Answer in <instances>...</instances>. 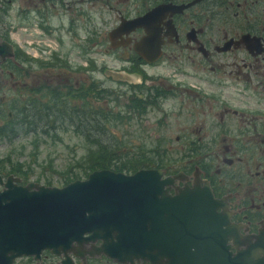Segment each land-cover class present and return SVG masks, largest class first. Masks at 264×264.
I'll return each instance as SVG.
<instances>
[{"label":"flooded vegetation","instance_id":"flooded-vegetation-1","mask_svg":"<svg viewBox=\"0 0 264 264\" xmlns=\"http://www.w3.org/2000/svg\"><path fill=\"white\" fill-rule=\"evenodd\" d=\"M117 2L118 0H0V124L5 121V111L6 115L11 116L17 107L28 104L31 92L52 86L47 82L38 83L39 80L35 76L37 69L53 74L52 58H41L45 64L37 66L34 73L30 72L32 70L29 66L23 65L28 56H33L30 55L27 48L29 45L21 38V34L28 35L31 31L37 32L38 36L47 40L53 38L58 43H64L65 34L67 37L71 34L78 38L81 29L96 30L97 38L94 42L102 45L103 39H107L109 45L106 51H120L119 55L125 63L117 67L119 70L133 72L136 78L141 77L142 73L146 85L158 82L157 84L171 92L181 91L191 94L192 97L199 96L200 99H204L202 94H206L208 101L216 100L215 93L220 90L207 89L202 80L210 81L211 73L225 74L224 80L228 86L244 102H234L232 99L231 102L224 101L222 111H216L218 117L211 119L213 124L202 125L198 128L200 133L195 137L187 133L176 135L178 140L186 136V139L192 142H208L207 153L212 152V144L222 142L218 156L223 163L215 170L213 162H208L207 165L195 163L189 168L180 167L174 172L166 168L165 175H181L176 176L171 185L170 191L173 193L176 191V185H194L198 180L203 184L204 180H207L215 195L229 204L232 219L241 223L242 235L261 233L264 228V105L252 103L251 100L254 97L264 98V30L261 23L247 21V0H144V9L132 14L118 8ZM171 3L181 6V10L174 13L160 11L149 18L151 21L148 19L145 25L131 28L127 34L125 30H119V27L130 23L122 20V17L130 19L154 6ZM221 8L225 12L228 11V16L224 21L216 23V14L222 12ZM111 11H116L117 20L102 36L101 23L111 17ZM219 18L223 20L224 17ZM116 28L112 35L114 40L109 39V31ZM14 31L21 34L15 35ZM247 32L256 36L253 49L245 41ZM142 37L144 38L141 41V49L149 56L152 55V44L161 41L159 58L148 62L135 50L134 44ZM40 41H32L30 45L34 42L40 44ZM113 41L117 44L113 45ZM8 43L12 46L13 54L8 50ZM43 48H39V51H44ZM193 49L200 53H192ZM176 50L188 53L174 52ZM165 59L178 60L182 67L184 63L186 71L191 72L198 80L182 82L172 76L175 72H171L166 76L182 85L168 84L162 77L164 75L147 71V68L155 67ZM137 66H142L141 72L134 71ZM189 66L193 67V72L188 69ZM199 68H207L210 74L205 78L197 70ZM184 73L186 74L185 71ZM66 80H69L68 76ZM11 87L14 90L13 96L9 94ZM25 89L28 91L25 92ZM202 109H205V106L202 105L198 113ZM208 109L213 110V106L208 105ZM229 111L238 116L234 130L236 134L241 135L239 137L234 138L226 132V129L230 130L227 117ZM214 126L218 128L214 129ZM192 146V150L204 147L203 143L199 146L192 143ZM216 148L218 150V146ZM7 175L0 173V190L5 186ZM95 242L98 240H89L79 247L82 253L74 258L76 264H122L106 252H90L91 245ZM59 259L60 256L47 251L41 253L43 263H57ZM138 263L140 260L135 259L134 264ZM145 264L150 262L145 261Z\"/></svg>","mask_w":264,"mask_h":264},{"label":"water","instance_id":"water-1","mask_svg":"<svg viewBox=\"0 0 264 264\" xmlns=\"http://www.w3.org/2000/svg\"><path fill=\"white\" fill-rule=\"evenodd\" d=\"M161 6L165 12L181 10L162 4L133 19L122 18L133 22L125 33L145 25L143 17ZM114 31L109 33L113 40ZM143 38L135 50L152 61L161 41L152 44L149 56L141 49ZM7 47L13 54L11 44ZM109 71L134 80L124 71ZM164 173L160 167L132 173L104 167L62 186L19 184L13 181L19 177L8 175L0 191V264H11L22 254L38 258L43 248L64 255L58 264H75L69 253L81 254L79 247L97 238L101 243L89 251H104L122 264H134L135 259L138 264H264V228L242 235L229 204L214 195L207 180L176 185L172 193L171 185L181 175Z\"/></svg>","mask_w":264,"mask_h":264},{"label":"rangeland","instance_id":"rangeland-1","mask_svg":"<svg viewBox=\"0 0 264 264\" xmlns=\"http://www.w3.org/2000/svg\"><path fill=\"white\" fill-rule=\"evenodd\" d=\"M256 1L257 0H247V21L249 22L251 20L261 23L264 29V7L258 6L261 3L256 5ZM145 3H147V1ZM117 7L124 9L128 14L140 12L144 9V0H118ZM221 10L222 12L216 14V23L224 21L226 16H228V11L225 12L222 8ZM110 15L111 17L108 20H104V22L101 23L100 34L102 36L103 34L105 35L108 27L117 20L116 11H111ZM220 16L224 17L223 20L219 18ZM132 23L133 22L121 26L119 27L120 29H118L125 30L129 28ZM88 31L89 34L92 35L90 40H87ZM95 31L96 30L88 28L81 29V33L78 37L79 39L76 36L73 37L71 34H68L69 36L67 37L65 34L63 35L65 40L64 43H58V41L53 38L47 40L46 38L38 36L35 31L29 32L28 35H23L19 31H14L15 35L20 33L21 38L29 45H27V48H29L30 55L33 56V58L28 56V60L24 61L23 65L26 64V66H29V69L32 70L30 72L34 73L37 66L45 64L41 61V58H52L51 60L54 64L52 69L53 74L44 73V70L37 69L38 71H36L37 74L35 76L39 80L38 83L47 82L49 85L52 84V86L41 87L31 92L34 102L43 104L49 101L50 90L52 89L64 92L67 87L74 88L77 86H86L93 82L99 86L120 92L119 101H112V103H110L115 110L118 106L114 103L122 105L127 103V97L131 95L132 91L128 90V87L124 85V82L120 81L119 78H113L111 74H105L104 72L106 67L109 69H116V67L121 66L125 61L120 57L119 50V52L117 51L116 53L105 50L109 45L107 39H103L102 45L98 42H94V39L97 38V33ZM42 39H44V41ZM35 40L40 41V44L34 42L30 45V43ZM257 46L259 47V44H257ZM42 47H44V51L40 52L39 48ZM174 52H181L183 54L188 53V51L180 50ZM194 52L199 51L193 49L192 53ZM180 64L182 63L178 60L172 61V59H165L159 62L155 67L147 68V71L152 74L160 73L164 75L162 77H164L168 84L178 83V85H182V83L180 84L173 78L166 76V74L171 72L177 73H174L172 76L182 82H186L187 80L195 82L198 80L197 77L191 75V72L186 71L184 63L183 67ZM141 69L142 66H137L134 68V71L141 72ZM188 69L192 72L194 71L191 66H189ZM197 70L200 71L205 78L210 74L207 68H199ZM140 75L142 76V73ZM67 76L69 80H66ZM224 78L225 74L211 73L210 81L212 82L206 79L202 80L203 86L207 89L220 90L215 93L216 96L214 99L216 100L209 99L208 101L206 94H202L204 99H200L199 96L193 95L192 97L191 94L182 93L181 91H175L169 95L161 94L158 96L156 104L149 105L147 111L143 115L137 117L139 118L138 121L137 118L131 122L126 119L122 121L116 120V123H120L122 126L119 128L118 125L115 126L117 131L115 132L124 139L127 137L130 138L132 141H135L137 145L143 142L153 144V142L156 141L160 148L165 151L159 149L160 152L164 153L160 154V156L164 159L162 160V164H165L160 167H165L170 172H174L180 167L189 168L195 163L207 165L208 162L214 163L213 166L215 170L218 165L223 163V160L218 156L222 142H217L215 145L212 144V152L207 153L208 142H192L186 139V136L178 140L176 135L178 133H187L195 137L196 134L200 133L198 128L202 125L207 124L209 126L213 124V120L211 119H216L218 117L216 111H222V107L225 104L224 101L231 102L230 99H232L234 102H244L241 97L235 94L233 89L228 86ZM27 91L28 90L25 89V92ZM9 94L12 96L14 95L12 87L9 90ZM9 94L7 93V95ZM208 95L210 96L212 94ZM107 98L114 100L112 97L109 98L107 96ZM107 98L97 99L96 101L106 105ZM259 99L260 98L254 97L251 101L255 104L264 105V98H261L260 101ZM200 103L205 106V109H202L201 112L198 113L202 108ZM208 105H212L213 110H207ZM5 109H7V107ZM6 116L7 115L4 116L5 119ZM227 117L230 123L228 126L230 130L226 129V132L232 134L234 138L235 136H241L236 134L234 130L237 123L236 118H238V116H235L229 111ZM55 125H58L56 126L57 130L55 132L40 133L42 141L39 145V155L35 162L33 161L34 158L31 156V152L34 150L31 143V139L33 138L32 132L19 134L12 141L2 137L0 139V157L3 158L12 147H16V150L12 153V158L19 162H23L24 166L22 170H20V174L26 172V181L34 180L46 185L60 186L64 184L66 178L70 180L75 174L80 175V177H75L73 179L85 178L86 175L83 174L82 168L78 165L81 155L87 151V146L82 135L78 133L76 127L68 125L65 122L58 121ZM115 128L111 129L115 130ZM217 128L218 127L214 126V129ZM22 142H24V148L21 152L20 145L23 144ZM192 143L197 146L203 143L204 147L202 146L203 148L201 149L196 148V150H192ZM216 146H218V150ZM50 161L51 167L49 168ZM10 172H12L10 164L5 163V161H0V173L7 175ZM20 174L18 173V175ZM22 259L21 264H35L36 262V260L25 258V256H23Z\"/></svg>","mask_w":264,"mask_h":264},{"label":"trees","instance_id":"trees-1","mask_svg":"<svg viewBox=\"0 0 264 264\" xmlns=\"http://www.w3.org/2000/svg\"><path fill=\"white\" fill-rule=\"evenodd\" d=\"M258 3H261L258 6L264 7V0H257L256 5ZM91 38L92 35L88 31L87 40ZM123 84L132 92L127 97L126 108L125 105L114 103L118 106L116 110L110 103L119 101L120 92L93 82L86 86L67 87L64 92L52 89L50 90L49 101L43 104L34 102V98L30 95L32 99L27 101V105L17 107L15 111L13 110L12 115H7L4 123L0 124V139L3 137L12 141L19 134L32 132L31 143L34 150L30 154L35 162L42 141L40 133L55 132L56 126H58L55 123L62 121L76 127L85 141L87 151L81 155L78 162L84 175L100 167L133 172L141 167L164 166L165 164H162L164 159L160 156L164 153L160 152L159 149L164 150L156 141L153 144L143 142L137 145L128 137L125 139L120 137L116 133L115 126L118 125V128L122 126V124L116 123V120L126 119L129 122L136 120L139 115H143L147 111L149 105L157 103L158 96L161 94L169 95L172 92L156 83L150 85ZM107 96L114 100L108 99ZM104 98H107L106 105L96 101ZM111 128H115V130ZM22 143L20 145L21 152L24 148V142ZM15 150L16 147H12L3 158L0 157V161L9 163L11 171L20 174L24 164L12 158V153ZM50 167L51 161L49 162ZM20 175L22 179L27 180L26 172ZM75 177H80V175L75 174L71 179ZM70 180L66 178L64 183Z\"/></svg>","mask_w":264,"mask_h":264},{"label":"bare ground","instance_id":"bare-ground-1","mask_svg":"<svg viewBox=\"0 0 264 264\" xmlns=\"http://www.w3.org/2000/svg\"><path fill=\"white\" fill-rule=\"evenodd\" d=\"M160 11H161V8H157V9H155L154 11H152L151 13L147 14L146 16H144V17H143V20H144L143 23H145V21L148 20L151 16H153V15L159 13ZM149 20H150V19H149ZM150 21H151V20H150ZM245 41L247 42V45H248L251 49L254 48L253 44H256V39H251V38H249V37H246ZM255 48H256V46H255ZM83 250H84V249H83Z\"/></svg>","mask_w":264,"mask_h":264}]
</instances>
